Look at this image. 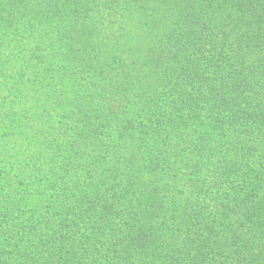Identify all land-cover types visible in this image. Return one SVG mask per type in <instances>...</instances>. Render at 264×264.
Returning <instances> with one entry per match:
<instances>
[{
  "label": "trees",
  "instance_id": "trees-1",
  "mask_svg": "<svg viewBox=\"0 0 264 264\" xmlns=\"http://www.w3.org/2000/svg\"><path fill=\"white\" fill-rule=\"evenodd\" d=\"M0 264H264V0H0Z\"/></svg>",
  "mask_w": 264,
  "mask_h": 264
}]
</instances>
